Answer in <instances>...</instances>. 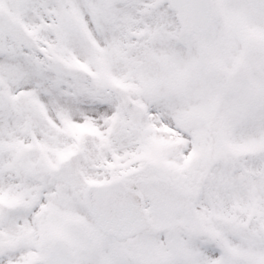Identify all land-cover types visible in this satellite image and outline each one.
Segmentation results:
<instances>
[{"label": "snow or ice", "instance_id": "1", "mask_svg": "<svg viewBox=\"0 0 264 264\" xmlns=\"http://www.w3.org/2000/svg\"><path fill=\"white\" fill-rule=\"evenodd\" d=\"M0 264H264V0H0Z\"/></svg>", "mask_w": 264, "mask_h": 264}]
</instances>
